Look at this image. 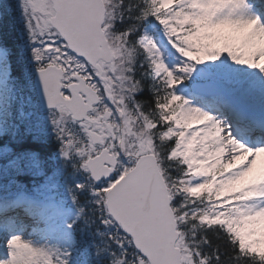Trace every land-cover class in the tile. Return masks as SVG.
I'll use <instances>...</instances> for the list:
<instances>
[{
    "label": "snow or ice",
    "instance_id": "1",
    "mask_svg": "<svg viewBox=\"0 0 264 264\" xmlns=\"http://www.w3.org/2000/svg\"><path fill=\"white\" fill-rule=\"evenodd\" d=\"M0 264H264V0H0Z\"/></svg>",
    "mask_w": 264,
    "mask_h": 264
}]
</instances>
